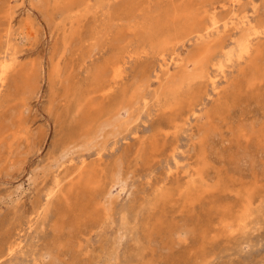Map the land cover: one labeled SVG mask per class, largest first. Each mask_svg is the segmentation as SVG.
<instances>
[{
  "label": "rangeland",
  "instance_id": "1",
  "mask_svg": "<svg viewBox=\"0 0 264 264\" xmlns=\"http://www.w3.org/2000/svg\"><path fill=\"white\" fill-rule=\"evenodd\" d=\"M263 22L264 0H0V264H264Z\"/></svg>",
  "mask_w": 264,
  "mask_h": 264
},
{
  "label": "bare ground",
  "instance_id": "2",
  "mask_svg": "<svg viewBox=\"0 0 264 264\" xmlns=\"http://www.w3.org/2000/svg\"><path fill=\"white\" fill-rule=\"evenodd\" d=\"M235 1H237V0H234V2ZM252 3V2H251ZM253 4V3H252ZM188 7V6H187ZM213 7V6H212ZM195 11L196 12H199L198 11V9H195ZM218 11V10H217ZM258 11V10H257ZM229 12V11H228ZM195 15H196V13H194ZM179 15H181V14H179ZM198 15H200L199 13H198ZM189 16H192L191 18H189L188 20H185V22L186 23H190L189 24V26L190 27H194L195 25H196V22L198 21L197 20V18H193V14L191 13V12H189ZM230 16H232V15H230ZM234 16V15H233ZM198 17V16H197ZM260 17V16H259ZM193 18V19H192ZM212 19H211V26H204V27H202L201 29H196V30H194V31H192V32H194V34H196V36L197 37H203V35L204 34H207L208 32H210L214 27H216L215 25H216V15H213L212 17H211ZM246 18H248V17H246ZM260 19V18H259ZM248 20V19H247ZM12 21V20H11ZM183 21V20H182ZM244 23V22H243ZM264 23V22H263ZM232 24V23H231ZM174 25V22H168L167 20H164V18H163V20L161 19V20H158L157 22H155V26H154V28L152 27V28H150V31L153 33V35L155 34V33H157V35H159V36H161L162 34H164V38H163V42H162V44H160V48H162L163 50H164V46L166 45L165 44V41H167L166 39H169L170 37H171V33H170V31L168 32V28H171L172 26ZM243 25V24H242ZM237 26V25H236ZM252 29V25H251V23H248L246 26H244L243 27V29H244V31L243 30H241L242 32H241V35H240V37L237 39V41L234 43V45L232 46L233 48H235V53H234V49L233 48H230V51L228 52V55H227V61H229L230 63H233L232 61V55H233V57H234V59H235V61L234 62H240L241 60H243V58H244V56H248L249 55V53H251V46H253L254 45V43H253V45H251L250 46V44H249V36H254V37H257L259 34H262L263 32H259L257 29H255L254 27H253V29H252V33H248V29ZM152 29V30H151ZM227 29H228V25H223V31L225 32V31H227ZM263 31H264V28H263ZM240 33V32H239ZM238 33V34H239ZM153 35H150V36H153ZM149 38H151V37H149ZM195 40V39H194ZM186 41H188V40H186ZM161 45H163V46H161ZM184 46V45H183ZM219 50V49H218ZM208 51H210V49H209V43H205V45H203V47H201V48H199L198 49V54H197V52L195 53V54H192V56H191V58L193 57V61H194V63H195V65L197 66V65H199L200 66V68L201 67H204L205 66V63L206 62H209V58L207 57L208 56ZM144 52V51H143ZM200 52V53H199ZM235 54V55H234ZM169 55V54H168ZM178 55V54H177ZM180 55V54H179ZM15 56H16V54H15ZM171 58V57H170ZM180 58V57H179ZM248 58V57H247ZM8 59V58H7ZM184 59V58H183ZM160 60H161V66H160V68H159V70L160 71H162V69L164 68V67H166L167 66V60L165 59V57H164V55L161 53L160 54ZM170 61H174V63L176 64V63H178L179 62V60L177 59V57H172L171 59H170ZM214 63H213V67H214V69H215V71H216V73H218L220 76H222V77H224L225 78V76H224V65H223V63H222V60H220L219 58L218 59H215V61H213ZM256 64V63H255ZM258 64V63H257ZM117 65V64H116ZM166 65V66H165ZM13 66H14V64H13V62H7L5 59H3L2 57L0 58V88L4 85V83H5V80L7 79V76H8V74H11L10 72L12 71V69H13ZM17 66V65H16ZM256 67V66H255ZM254 71V70H253ZM259 71V69H257V72ZM120 72V71H119ZM252 72V71H251ZM118 74V73H117ZM120 74H122V73H120ZM167 74V73H166ZM156 75H158V74H156ZM122 76V75H121ZM120 76V77H121ZM155 77H157V76H155ZM181 77V76H180ZM122 78V77H121ZM115 78H112V80H114ZM157 79H158V77H157ZM209 80H210V83H211V85H212V88H213V90L214 91H216V87H217V79H216V76H213V77H209ZM109 81V80H108ZM177 81V80H176ZM179 81V80H178ZM118 82H119V80H118ZM26 83V82H25ZM192 83H193V81H192ZM253 83V82H252ZM109 84H110V82H109ZM251 84V82L249 83V85ZM26 85V84H25ZM24 85V86H25ZM112 83L110 84V85H108L107 87H108V90L109 89H111L112 88ZM254 85V84H253ZM252 86V85H251ZM157 91V90H156ZM218 91V90H217ZM141 96H142V94H141ZM125 111V110H124ZM196 113V112H195ZM115 115H117V117H119L120 115L117 113V114H115ZM109 125H113L115 128H120V125H121V122H118V118H116V120H113L112 122H110L109 123ZM90 134V133H89ZM90 144V143H89ZM94 144V143H93ZM79 170V169H78ZM75 180V179H74ZM59 183V182H58ZM60 184V183H59ZM80 184V183H79ZM57 186H58V184H57ZM60 186V185H59ZM57 189V188H56ZM60 189V188H59ZM54 190H55V188H54ZM55 192V191H54ZM54 192H53V194H54ZM51 194H52V192H51ZM72 211V210H71ZM95 210H93L92 212H91V214L92 215H94L95 214ZM10 242V241H9ZM12 242V241H11ZM17 245H19V244H17ZM7 246V245H6ZM13 246L14 245H12V246H9L8 247V249L10 250V251H12V249H13ZM5 247V246H4ZM14 248H15V246H14Z\"/></svg>",
  "mask_w": 264,
  "mask_h": 264
}]
</instances>
